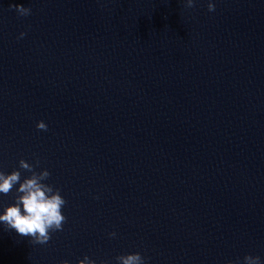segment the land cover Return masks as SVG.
Listing matches in <instances>:
<instances>
[{
	"label": "water",
	"instance_id": "1",
	"mask_svg": "<svg viewBox=\"0 0 264 264\" xmlns=\"http://www.w3.org/2000/svg\"><path fill=\"white\" fill-rule=\"evenodd\" d=\"M209 2L0 0V170L39 158L67 218L0 223V264H264V0Z\"/></svg>",
	"mask_w": 264,
	"mask_h": 264
},
{
	"label": "clouds",
	"instance_id": "2",
	"mask_svg": "<svg viewBox=\"0 0 264 264\" xmlns=\"http://www.w3.org/2000/svg\"><path fill=\"white\" fill-rule=\"evenodd\" d=\"M187 8L194 7V0H186ZM20 15H29L31 9L23 4L12 5ZM209 11L215 10V4L209 2ZM24 33H21L23 36ZM38 130L47 131L48 125L44 120H40L36 125ZM39 158L35 164L21 158L19 168L6 173L0 170V194L7 196L14 193V203L5 206L0 212V223L7 229L15 230L19 235L30 237L34 244H47L52 237V233L62 231L66 216L62 209L66 204L61 190L53 184L46 183L51 176L50 171L44 168L38 171ZM21 169L31 173L21 180ZM16 185H19L16 187ZM115 237L116 233H110ZM118 264H145V258L140 252L120 254L116 258ZM61 264H69L68 260H63ZM79 264H98V262L88 256L79 260ZM99 264H108L107 261H100ZM228 264H239V261H229ZM243 264H262L259 255L247 254L243 258Z\"/></svg>",
	"mask_w": 264,
	"mask_h": 264
}]
</instances>
